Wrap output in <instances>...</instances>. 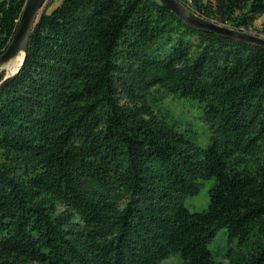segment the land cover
<instances>
[{"label":"trees","instance_id":"16d2710c","mask_svg":"<svg viewBox=\"0 0 264 264\" xmlns=\"http://www.w3.org/2000/svg\"><path fill=\"white\" fill-rule=\"evenodd\" d=\"M52 1L0 92V264H264V48L157 0ZM179 1L236 30L264 14V0ZM25 3L0 0V56ZM181 99L205 146L180 128ZM220 228L236 244L218 261Z\"/></svg>","mask_w":264,"mask_h":264},{"label":"water","instance_id":"95a60500","mask_svg":"<svg viewBox=\"0 0 264 264\" xmlns=\"http://www.w3.org/2000/svg\"><path fill=\"white\" fill-rule=\"evenodd\" d=\"M46 1L47 0H26L12 40L7 50L0 56V72L11 60L15 59L17 56L22 55V59L16 70L12 73H8V75H5L0 81V92L10 81L16 77L20 71V68L23 65L26 57L30 34ZM157 1L194 29L203 32L216 33L220 37L233 39L244 44L260 46L264 48V37H261L260 35L222 26L212 20L198 15L193 10H191L189 6L185 5L179 0Z\"/></svg>","mask_w":264,"mask_h":264},{"label":"rangeland","instance_id":"374dc122","mask_svg":"<svg viewBox=\"0 0 264 264\" xmlns=\"http://www.w3.org/2000/svg\"><path fill=\"white\" fill-rule=\"evenodd\" d=\"M62 0H53L50 3L48 12L56 8ZM42 11V9H41ZM40 11V12H41ZM253 34L264 37V14L260 16L247 31ZM19 63L9 64L1 71L4 75H8L9 71H14ZM174 110V116L180 124V128L184 129L185 134L195 143L205 146L209 138V130L207 126L200 120V109L196 106L195 102L190 100L181 99L176 106H171ZM199 191L194 195H187L183 203L192 212H201L208 206L209 196L208 191L213 185L214 180H201ZM236 240H230L224 228H220L215 236L208 243V249L212 253L215 260H223L224 254L230 247H234ZM158 264H182V259L178 253H174L169 257L163 259Z\"/></svg>","mask_w":264,"mask_h":264},{"label":"bare ground","instance_id":"6f19581e","mask_svg":"<svg viewBox=\"0 0 264 264\" xmlns=\"http://www.w3.org/2000/svg\"><path fill=\"white\" fill-rule=\"evenodd\" d=\"M21 59H22V55L17 56L15 59L11 60V61L7 64V67L9 66V64H11V63L14 64L15 62H18V63L20 64ZM19 64H18V65H19ZM18 65H17V67H18ZM17 67H16V68H17ZM16 68H15V70H16ZM15 70H14V71H15ZM8 71H9V73L14 72V71H10L9 68H8Z\"/></svg>","mask_w":264,"mask_h":264}]
</instances>
